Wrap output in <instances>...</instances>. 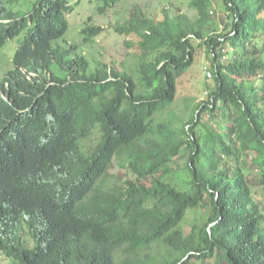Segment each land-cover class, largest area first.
<instances>
[{"label":"trees","instance_id":"trees-1","mask_svg":"<svg viewBox=\"0 0 264 264\" xmlns=\"http://www.w3.org/2000/svg\"><path fill=\"white\" fill-rule=\"evenodd\" d=\"M95 1L104 15L122 0ZM189 7L197 18L133 12L117 25L133 37L117 68L66 45L70 0H0V49L22 38L0 79L11 264H264V0ZM102 32L86 26L83 43ZM198 48L214 87L178 117Z\"/></svg>","mask_w":264,"mask_h":264},{"label":"rangeland","instance_id":"rangeland-1","mask_svg":"<svg viewBox=\"0 0 264 264\" xmlns=\"http://www.w3.org/2000/svg\"><path fill=\"white\" fill-rule=\"evenodd\" d=\"M70 1L75 9L67 17L69 28L65 35L66 45L68 47L76 45L79 47V52L88 56L92 61L105 62L117 68H121V65L124 68L128 67L131 63L133 50L126 43L132 41L133 37L119 35L115 28L128 20L133 12L155 20H162L165 15L172 17L182 13L192 19L197 18L196 12L189 7V0H122L106 10L104 15L97 14V8L101 3L95 0ZM211 10L212 16L221 24L222 14L214 1ZM88 18H91L90 22L87 21ZM89 25L101 27L103 32L95 38L93 43H83L81 31ZM21 39L19 36L0 49V79L13 68L12 59ZM209 65L210 61L205 50L196 49L194 64L177 80V99L171 108L174 115L182 117L188 106L207 100L208 93L214 87ZM186 163V159L174 158L175 171L180 172ZM112 172L121 173V170L115 168ZM194 217V214L187 216L184 225L187 232L190 230L189 221ZM0 264H11V262L0 254Z\"/></svg>","mask_w":264,"mask_h":264}]
</instances>
